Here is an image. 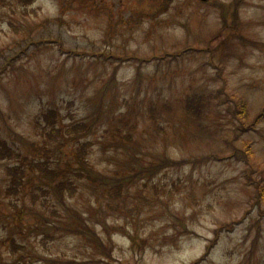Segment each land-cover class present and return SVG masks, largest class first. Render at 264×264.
Instances as JSON below:
<instances>
[{
    "label": "rangeland",
    "instance_id": "374dc122",
    "mask_svg": "<svg viewBox=\"0 0 264 264\" xmlns=\"http://www.w3.org/2000/svg\"><path fill=\"white\" fill-rule=\"evenodd\" d=\"M219 1L230 0L0 2V138L31 157H49L61 177L77 183L66 205L87 217L113 245L114 256L50 226L72 219L46 179L30 173L19 193L6 195L8 161L0 160V264H192L216 236L198 264H264V203L254 200L257 183L264 182V120L233 139L225 112L195 120L183 109L186 94L213 91L222 76L230 91L248 101L247 122L264 107V44L231 41L216 51L190 52L216 33L214 43L226 39L218 33ZM241 15L248 35L264 42V0H247ZM186 43H193L182 49L186 54L157 58ZM231 48L237 54L225 55ZM102 51L125 52V59ZM131 53L137 59L126 58ZM116 65L113 87L100 100L97 93ZM50 107L61 113L64 131L87 119L92 130L45 136L38 119ZM82 141L90 144V165L117 179L164 155L190 161L151 179L130 180L119 208L111 206L118 199L106 200L102 187L73 173L75 157L84 153L80 146L75 155ZM245 141L252 144L249 159ZM50 229L55 235L45 236ZM11 239L21 247L11 249Z\"/></svg>",
    "mask_w": 264,
    "mask_h": 264
},
{
    "label": "trees",
    "instance_id": "16d2710c",
    "mask_svg": "<svg viewBox=\"0 0 264 264\" xmlns=\"http://www.w3.org/2000/svg\"><path fill=\"white\" fill-rule=\"evenodd\" d=\"M3 0H0L2 2ZM34 0H18L19 3L23 5H28L32 3ZM247 0H230L228 3H224L219 1L218 3H214L215 6L219 8L220 18H221V26L218 30V33H224L226 39L224 41H218L214 43V40L217 38L218 34L212 35L210 38L205 40L204 44L197 45L198 47L195 49H191L190 52L211 49L216 51L218 46L223 45L224 43L232 44L231 41H236L238 44L248 46V44L256 47H260L264 44L263 41L254 39L248 35L246 30L247 22L241 15V8L244 6ZM214 43V44H213ZM190 44L186 43L184 47H180V51L174 53L173 51L163 52L164 54L161 56H157V58H164L166 56L172 55L174 58L177 56H181L186 54L182 52L183 48H188ZM127 52V51H126ZM133 52V51H131ZM101 53L106 56H114L117 58L116 60H123L122 54L125 52L115 55L113 53H108L102 51ZM236 55L237 51L235 48H231L226 51L225 55ZM126 58H136V54L131 53ZM108 59H105L107 61ZM224 61L220 60V63H217V69L219 74L224 70ZM118 70V66H114L113 71L111 73V77L108 82L102 87V90L98 91L97 96L100 100H103L107 93V88L113 87V83L116 80V72ZM141 75L140 67H137V77ZM183 109L184 113L187 117L193 118L195 120L202 119L203 115L205 116L208 113L207 119L214 120L217 118L215 114H222L225 112L227 116H229V120L233 123L232 131H233V139L239 135L240 132H244L254 127L256 123L264 120V107L258 112V114L250 121L249 120V109H248V101L243 97L237 95L236 93L229 90V81L226 77L222 76V80H220V86H218L213 91H202V92H193L186 94L183 97ZM229 102L232 103L231 108L228 107ZM224 106V109L221 110L220 107ZM214 113V114H213ZM42 117L38 119V124L41 129L44 130V135L47 137H58V136H71L72 134L80 135L84 133H89L94 123L87 120H81L72 123L70 126L66 128L64 131V127L60 125L61 122V113L58 109L54 107H50L47 110H44L41 115ZM237 139V137H236ZM233 143V142H232ZM245 147L242 149L244 151V155L246 159H249L253 153L252 144L250 141H245ZM90 145L87 141H82L79 145L76 146L75 155L78 154L81 149L80 146L84 149L83 155L78 154L75 157L77 165L76 169L73 173L80 177L86 179L88 182L94 184L95 186L102 187L103 192L106 196V200H117L111 206H118L121 208V203L119 199L122 200L125 193L129 190V187L134 182H129L130 180H134L139 176H143L145 179H151L156 176L161 171L169 168L170 166H183L188 163L190 160L174 158L168 155H164L157 159H149L146 162H142L134 166L133 171L129 174V176H121L120 179L117 177H109L105 174L97 172L88 162L87 159V146ZM236 146H234L235 148ZM48 156V155H47ZM0 160L8 161L6 167V183L3 188L4 193L6 195L17 194L19 193L25 184L28 182L29 177L36 176L46 179V181L53 183L52 185V194L57 198L59 202H61L65 210L68 211L72 221L70 222L63 221L60 225H50L52 228H58L64 233H70L74 235H79L83 237L88 243L92 245L96 250L100 251L105 257L109 259H113V245L106 242L102 236L98 233L96 228L88 222L87 217L80 211L75 210L74 208H70L66 205V197L68 194L74 193L78 189L77 183L68 177H61V171L55 166L51 165V161L49 157L46 158H37L31 157L27 154L22 153L18 148H16L13 144H11L7 139L0 138ZM163 169V170H162ZM161 170V171H160ZM32 173L30 176L29 174ZM29 176V177H28ZM181 182L180 179L177 181H172V186H177V184ZM40 189H43V186H40ZM256 195L254 200L257 204L261 205L264 203V182L259 181L256 185ZM51 192V191H50ZM37 196V195H36ZM178 219H181V216H177ZM183 229L186 230V226L183 223ZM52 229L47 230L45 232V236H54L55 234L51 232ZM54 231V230H53ZM134 238V236H131ZM218 237L216 236L214 239L210 240V242L206 245V250L202 256L198 259L194 260L192 264H198L201 260L207 258L210 254L212 248L215 246ZM17 247H21L20 244L15 241V239H11L10 248L14 249ZM56 259H49L46 264H54ZM87 260L80 261L79 264H85ZM122 264V263H121ZM135 264H141L135 262Z\"/></svg>",
    "mask_w": 264,
    "mask_h": 264
}]
</instances>
